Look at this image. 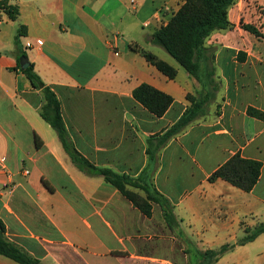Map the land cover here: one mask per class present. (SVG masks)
Segmentation results:
<instances>
[{
  "label": "crops",
  "instance_id": "obj_1",
  "mask_svg": "<svg viewBox=\"0 0 264 264\" xmlns=\"http://www.w3.org/2000/svg\"><path fill=\"white\" fill-rule=\"evenodd\" d=\"M6 1L20 14L12 20L0 8L5 238L43 264H196L185 243L201 253L235 245L210 264H264V233L238 245L246 228L264 223V119L249 114L250 108L264 113V36L242 27L254 25L264 35V0H238L228 13L233 29L208 38L206 52L214 46L212 67L221 83L219 97L210 94L216 112L209 107L160 147L151 176L170 203L172 224L163 209L155 205L146 216L103 176L72 160L40 114L43 93L23 72L17 41L56 94L76 150L96 168L136 179L150 164L148 150L159 147L196 92V78L153 39L182 0ZM254 1L260 11L249 6ZM132 43L176 68L177 77L170 80ZM142 84L173 97L162 117L134 98ZM237 154L262 163L250 192L209 180ZM0 264L21 263L0 255Z\"/></svg>",
  "mask_w": 264,
  "mask_h": 264
},
{
  "label": "trees",
  "instance_id": "obj_2",
  "mask_svg": "<svg viewBox=\"0 0 264 264\" xmlns=\"http://www.w3.org/2000/svg\"><path fill=\"white\" fill-rule=\"evenodd\" d=\"M238 0H182L178 12L167 22L154 32V42L164 48L183 68H185L192 76L201 80L200 76V58L207 51L205 47L206 40L216 31L233 29V24L230 22L228 13L229 9ZM0 8L3 9L12 20L17 19L20 14L17 6L8 4V1L1 0ZM242 27L254 34L255 36H264L254 25L243 24ZM17 57L20 61L21 57H27L25 52L19 46L18 36ZM131 49L139 52L142 56L161 73L166 75L170 80L177 77V70L166 61L158 58L154 53L140 47L137 43L130 45ZM28 77L33 87L39 89L43 93V104L40 108L41 116L56 130L66 152L72 160L82 169L89 173L98 174L104 177L105 181L114 185L118 190L128 198L132 203L146 216L152 215V203L157 202L162 205L165 215H171L169 201L161 195L154 187V198L149 193L147 201L140 202L137 196L128 189V186L136 183L126 175L118 174L110 169L96 168L87 159H85L74 147L65 127L60 103L56 94L45 85L40 76L36 73L34 64L29 63V66L23 70ZM134 98L157 117H162L174 102L171 95L156 89L155 87L142 84L133 92ZM191 106L183 115V117L162 137L159 145H165L175 135L183 132L191 123H193L199 113H203L204 106L211 100L210 98L196 101L195 97L187 96ZM201 113V114H202ZM249 114L258 118L264 119V113L252 108L249 109ZM38 146L41 145L37 138ZM150 156V164L142 180L147 178L150 166L154 159L152 149L148 150ZM262 163L255 160L242 158L239 154L233 156L209 178L210 182L218 179H223L232 185L246 191H252L260 180ZM141 180V179H140ZM143 182V181H140ZM145 182V181H144ZM145 189L147 185L141 184ZM5 226L0 220V255L10 257L21 264H43L37 259L31 257L28 253L22 250L17 245L9 242L5 236ZM246 237L242 238L238 245H243L256 239L264 233V223H261L255 228L245 229ZM235 245H226L215 251H207L205 253L198 252L200 256H211V262L217 261L226 251L232 249ZM203 262V261H202ZM202 264V263H201Z\"/></svg>",
  "mask_w": 264,
  "mask_h": 264
},
{
  "label": "rangeland",
  "instance_id": "obj_3",
  "mask_svg": "<svg viewBox=\"0 0 264 264\" xmlns=\"http://www.w3.org/2000/svg\"><path fill=\"white\" fill-rule=\"evenodd\" d=\"M248 1H250V0H248ZM249 6L253 7L256 11H258V10L260 11V6L255 4V1H254L253 4L250 2ZM145 31L148 32V30H145ZM216 32H218V31H216ZM207 46H208V39L206 40V43H205V47H207ZM209 47H211V48H209V53L208 52L203 53L201 55V58H200V63L199 64H200L201 80H198L196 78V80H197L196 92L193 93V94H188L189 96L195 97L196 101L203 100V99L205 100L207 98L211 99V96H210L211 93L213 95L212 98H214V96H215V98L217 99L219 97L218 96L219 92L221 91V83H220V81L217 78V72L212 67V59H213L214 49L215 48H214V46H210V45H209ZM161 50H164V49H161ZM164 52H165V54H169V53H166L167 51H165V50H164ZM211 78H213V79H211ZM210 79L212 80L211 83H213V88H212V92L207 94V92L209 91V85H210L209 84L210 83L209 80ZM214 100L215 99H213V101ZM211 101H212V99L204 106V108L202 110L203 112L206 109H208L209 107L211 109L212 106H213L212 107V111L216 112L215 111V105ZM190 106H191V104H190ZM201 113H199V115L197 116L196 120L203 119ZM158 146L159 147L153 148L154 159L152 161V166H151V168L149 170V173L147 174V178H145V180H142V177L136 178V179L131 178L136 183H134L131 186H128V189L131 190L137 196V198H138V200H140V202L147 201L148 189H149V193L151 195H153L154 198H158V196L155 195V192H154V183H153V178L151 176V174L154 171V167L156 165L157 159H158L159 150H160L161 145H158ZM140 181H143V182H140ZM144 183L147 185V189H145L141 185V184H144ZM155 205L158 207L159 210L162 211V209H163L162 205L160 203H157V202H153L152 203V210H153ZM170 209H171L170 211L172 212L171 206H170ZM165 214L166 213L163 212V215H164L165 219L168 220V222H170V224H172V222H175L174 219H172V217L174 218L173 214L168 215V217ZM260 224H257L255 227L259 226ZM255 227H253V228H255ZM244 237H246V233H245ZM185 250H186V253L189 252V253L193 254L194 256H196V264H200V263H202V264H210L211 263V260H212L211 256H207V257L200 256L198 254V252H196V248L194 246H190L189 244L185 243Z\"/></svg>",
  "mask_w": 264,
  "mask_h": 264
},
{
  "label": "water",
  "instance_id": "obj_4",
  "mask_svg": "<svg viewBox=\"0 0 264 264\" xmlns=\"http://www.w3.org/2000/svg\"><path fill=\"white\" fill-rule=\"evenodd\" d=\"M20 62L23 69L29 66V61L26 57H22Z\"/></svg>",
  "mask_w": 264,
  "mask_h": 264
},
{
  "label": "built area",
  "instance_id": "obj_5",
  "mask_svg": "<svg viewBox=\"0 0 264 264\" xmlns=\"http://www.w3.org/2000/svg\"><path fill=\"white\" fill-rule=\"evenodd\" d=\"M165 24H166V23H165ZM163 25H164V24H163ZM43 43H44L43 40H38V42H37V44H38L39 46L43 45ZM26 46H27V48H30V47H32V43H27ZM3 160H4V159H3Z\"/></svg>",
  "mask_w": 264,
  "mask_h": 264
}]
</instances>
